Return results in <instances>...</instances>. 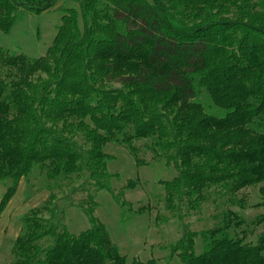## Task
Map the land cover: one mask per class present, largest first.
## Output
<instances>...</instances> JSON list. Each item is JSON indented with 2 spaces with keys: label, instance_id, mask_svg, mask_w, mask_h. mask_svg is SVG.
Here are the masks:
<instances>
[{
  "label": "trees",
  "instance_id": "16d2710c",
  "mask_svg": "<svg viewBox=\"0 0 264 264\" xmlns=\"http://www.w3.org/2000/svg\"><path fill=\"white\" fill-rule=\"evenodd\" d=\"M74 1L79 6L64 9L44 56L0 47V180H11L0 217L20 181L44 167L53 183L85 180L73 192L86 194L77 204L90 227L72 233L60 226L51 194L49 205L24 216L13 264H158L129 263L95 214L98 192L131 209L124 189L136 186L129 179L113 189L119 175L109 171L107 143L129 148L141 166L134 142L144 139L177 171L161 181L172 217L183 221L211 197L228 204L212 228L186 224L171 257L264 264V229L249 239L264 212L249 223L233 209L249 206L241 193L251 187L261 196L251 206L264 208V0ZM57 2L0 0V31L10 33L24 13L42 14Z\"/></svg>",
  "mask_w": 264,
  "mask_h": 264
},
{
  "label": "rangeland",
  "instance_id": "374dc122",
  "mask_svg": "<svg viewBox=\"0 0 264 264\" xmlns=\"http://www.w3.org/2000/svg\"><path fill=\"white\" fill-rule=\"evenodd\" d=\"M78 7L74 0H58L56 6L42 14L24 13L10 33L0 31V47L14 53H24L30 57L44 56L51 46L61 24L64 9ZM109 86L120 87L116 82H109ZM203 103L208 104L206 96H201ZM222 110L219 109L218 115ZM150 139L135 141L139 149V158L146 162L137 165L129 148L117 142L107 143L105 150L111 156L108 168L119 177L112 180V187L119 192L125 187L129 179L136 181V186L126 188L124 199L130 203L121 207L112 193L102 190L97 193L99 203L96 216L106 226L112 241L119 247L120 252L127 256L129 263L134 260L147 261L156 258L158 264H181L178 257H171V244L179 240L184 234L185 225L192 230L201 231L214 227L217 216L228 204L223 199L213 197L207 201L201 211L192 212L183 221L172 217L166 208L165 190L162 180L172 179L177 171L168 167L148 149ZM85 180L69 181L61 179L57 183L48 180L46 169L38 167L29 179L20 181L18 190L0 218V264H13L15 255L13 246L16 238L24 227V216L32 208H43L50 203V195L55 194L57 205V220L60 226H65L72 233H80L90 227L89 220L77 202L86 197L85 193L73 192V187L80 186ZM11 180H0V199ZM249 203L246 209L234 206L233 209L243 215L250 223L264 208H253L251 204L260 201L258 187H251L242 193ZM144 211L139 213L138 210ZM46 218L50 212L43 209ZM264 229L261 225L255 229V234L249 239L255 240ZM203 243L199 238L197 251L202 250Z\"/></svg>",
  "mask_w": 264,
  "mask_h": 264
},
{
  "label": "crops",
  "instance_id": "0c3cea01",
  "mask_svg": "<svg viewBox=\"0 0 264 264\" xmlns=\"http://www.w3.org/2000/svg\"><path fill=\"white\" fill-rule=\"evenodd\" d=\"M6 190H7V189H6ZM5 192H6V191H5ZM5 192H4V193H5ZM4 193H3V194H4ZM2 196H3V195H2ZM1 198H2V197H1ZM12 199H13V198H12ZM0 200H1V199H0ZM10 202H11V201H10ZM8 205H9V204H8ZM7 207H8V206H7ZM5 210H6V209H5ZM4 212H5V211H4ZM4 212H3V213H4ZM3 213H2V214H3ZM1 216H2V215H1ZM0 218H1V217H0Z\"/></svg>",
  "mask_w": 264,
  "mask_h": 264
}]
</instances>
